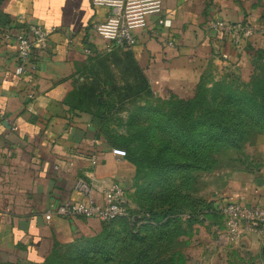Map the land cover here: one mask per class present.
<instances>
[{"label": "crops", "instance_id": "obj_1", "mask_svg": "<svg viewBox=\"0 0 264 264\" xmlns=\"http://www.w3.org/2000/svg\"><path fill=\"white\" fill-rule=\"evenodd\" d=\"M108 12L92 0H0V263L40 264L56 248L104 231L97 218L56 212L66 200H86L78 179L95 182L97 196L108 179L131 193L142 182L139 163L112 153L118 147L112 128L120 127L88 108L80 91L88 61L115 50L95 29ZM146 21L128 50L157 99L192 98L213 63L231 65L242 81L264 73V0H161ZM27 22L50 30L47 47L35 50L33 81L16 73V39L6 37ZM218 23L248 24L254 32L237 42ZM250 159L228 173L227 184L212 195L217 203L264 207V135ZM217 219L202 215L192 223L188 264L223 257L229 247L246 264H264V226L219 246L224 222Z\"/></svg>", "mask_w": 264, "mask_h": 264}, {"label": "rangeland", "instance_id": "obj_2", "mask_svg": "<svg viewBox=\"0 0 264 264\" xmlns=\"http://www.w3.org/2000/svg\"><path fill=\"white\" fill-rule=\"evenodd\" d=\"M260 78H264L263 72L254 77L255 80ZM79 84L95 89L96 97L84 102L88 108L97 113L107 110L111 125L125 121L126 126L119 130L122 135H138L148 146H167L165 153L172 159L168 160L172 176L170 180L160 182L154 192L147 190L145 172L150 171L153 163L148 155L143 163L148 166L142 173V193L136 196V191L127 190L128 197L131 198L130 193L132 195L131 215L117 220L110 235L81 238L69 246L59 247L40 264H169L167 254L184 253L190 247L193 222L190 225L185 222L188 227L184 226V229L175 222L168 235L166 230L163 231V238L154 248L150 244L160 234L144 231L138 239L134 236V228L150 222L149 216L142 212L153 204L152 198L157 205L175 203L179 211L198 210L217 199L212 195L216 197L224 188L226 176L232 169L252 164V151L256 149L259 137L264 135V114H260L257 104L246 100L256 92L255 85L242 81L239 71L231 65L213 63L193 102L158 100L149 91L128 50L121 47L92 57L80 74ZM97 97L105 108L98 107ZM251 118L255 122L246 125ZM220 125L222 129H232L234 137L224 135L220 139ZM216 241L219 246L231 244L220 236ZM161 252L165 254L160 255ZM241 259L229 247L223 257L218 255L213 261L204 260L198 264H223V261L246 264Z\"/></svg>", "mask_w": 264, "mask_h": 264}, {"label": "built area", "instance_id": "obj_3", "mask_svg": "<svg viewBox=\"0 0 264 264\" xmlns=\"http://www.w3.org/2000/svg\"><path fill=\"white\" fill-rule=\"evenodd\" d=\"M94 5L107 6L109 12L105 21L96 24V32L109 41L108 50L116 48L130 49L136 43L134 30L145 27L146 15L160 11L161 0H92ZM22 19V16H19ZM217 26V25H216ZM218 27L235 33V40L240 41L241 35L249 36L254 32L251 25L218 23ZM14 36L18 57L17 74H27L30 81L34 79L37 69L35 50L47 47L50 30L35 23H23L16 26L6 37ZM172 43V42H170ZM87 54L92 50L87 48ZM112 153L118 158L127 156V150L121 147L112 148ZM78 190L83 192L86 200L73 202L66 200L61 203L56 212L66 217L82 216L97 218L103 222L113 220L128 214L130 199L126 187L116 179L103 181L101 196L95 194V182L78 179ZM218 209L225 224L220 238L233 242L242 237L244 232L258 230L264 226V207L261 205H247L239 201L229 200L218 203Z\"/></svg>", "mask_w": 264, "mask_h": 264}, {"label": "trees", "instance_id": "obj_4", "mask_svg": "<svg viewBox=\"0 0 264 264\" xmlns=\"http://www.w3.org/2000/svg\"><path fill=\"white\" fill-rule=\"evenodd\" d=\"M128 50V49H127ZM128 53L132 59V62H134L137 70H139V72L141 73V75L143 76L145 82L147 83L146 77L144 76V74L141 72L140 68L136 65L134 58H133V54L131 53L130 50H128ZM256 75H253L248 81L244 80V82H252V84H254V88H256V92H254L251 98L246 99L248 101V103H252V104H257L256 107L259 108L260 110V114H264V78H260L258 80H255L254 77ZM244 79V78H243ZM202 83V80L199 82L197 88H196V92L195 95L192 98L189 99H183V98H170L168 100H164L166 102H170V101H179V102H184L185 104H190L191 102H193L195 100V98L197 97L198 94V90L199 87ZM148 89L150 92H152V89L149 87L148 83H147ZM80 91L81 94L83 96V98L85 99L84 101L90 99H94L95 96V89L93 87H87V86H82L80 85ZM80 93V92H79ZM153 93V92H152ZM97 99L99 100L97 102L98 107L101 109L102 106L105 108L106 105L104 103H102V101L100 100V97ZM160 100V99H158ZM163 101V100H162ZM259 101V102H258ZM260 104V105H258ZM97 113V112H96ZM101 119H105L106 121H109L110 123V117L107 115V110L104 109L101 110L99 113H97ZM131 120V119H130ZM255 122L254 118H251L250 120L246 121V125H250L252 123ZM111 124V123H110ZM124 124V125H123ZM120 128L121 126H126L125 125V121L121 124L118 123L117 124ZM216 127V125L214 126ZM112 135L115 138V144L118 147L124 148L127 150V156L130 157L132 160H134L136 163H139L142 170H140V179H142V173H144V169L147 168L148 165H144V160L147 159L148 155L150 157V159H152L153 163H151L149 169V172H145L147 177L144 179V182L147 183V190H150V192H154L155 190L158 189L157 185L160 184V182H165L171 179L172 176V171L169 173V168H168V160L171 159L170 156H168L165 151L168 150L167 146H148L140 136L133 134L130 137L124 136V134L122 135L120 132H118L117 130H115L114 128H112ZM133 128L130 126V130ZM220 132H219V137L221 139V137H223L224 135H229L230 138H233V132L232 129H229L228 127L226 129H222V126L220 125ZM137 143H139L137 145ZM137 145V146H136ZM182 146H185L184 144H182ZM172 160V159H171ZM145 167V168H144ZM176 167V166H175ZM143 183L140 182L137 184V191H136V196H138L140 193H142L143 187L141 186V184ZM146 189V188H145ZM154 193L152 194V197ZM130 196L132 198V195L130 193ZM131 198L130 202H131ZM154 198H152V205L150 204L148 206V208H145L144 211L142 212L143 214H145L146 216H149L150 218V222L148 224H144V226H137L134 228L136 231H134V236H136L138 238V235L141 233H143L144 231H148V232H152V234L155 235V233L160 234V236L155 238L154 243H151L150 246L151 248H154L156 245L155 243L163 238L162 235H164V230H166V233L168 235L169 230L171 229V227L175 222H178L179 225H183V229L184 226L186 227L187 224L185 222H188V224L190 225V223L198 221L200 219V217L203 215H207L209 217H216L219 219H222V216L219 212L218 209V203L217 201H211L210 203L206 204L205 206H201L198 210L195 211H179L177 208L179 206H176L177 204L173 203L170 205H157L156 203H154L153 201ZM128 203L129 207H128V214L124 215V216H120L117 217L113 220L110 221H106L105 222V226H104V231H102V233H100L97 236H93L94 238L96 237H103V236H108L110 235L113 230L115 229V225H116V221L120 220L121 218L127 217L130 214L131 208H130V204ZM177 209V210H176ZM137 212V211H136ZM141 213V212H139ZM139 213H137V215H139ZM131 215V214H130ZM152 221V222H151ZM155 221V222H154ZM184 222V224L182 223ZM181 227V226H180ZM141 238H143V236H139ZM140 239V238H138ZM71 245V244H69ZM67 245V246H69ZM59 248V247H58ZM56 248L54 250V252L58 249ZM53 252V253H54ZM52 253V254H53ZM52 254H50L46 260H48V258H50L52 256ZM165 254V252H161L160 255ZM169 261V264H187V259L184 253L180 252V251H173L171 254H167ZM45 260V261H46Z\"/></svg>", "mask_w": 264, "mask_h": 264}]
</instances>
